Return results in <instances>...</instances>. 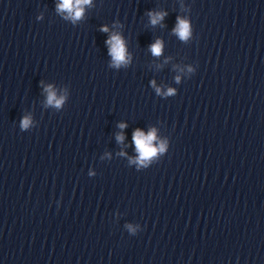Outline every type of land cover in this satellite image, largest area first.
<instances>
[{
  "label": "clouds",
  "instance_id": "obj_1",
  "mask_svg": "<svg viewBox=\"0 0 264 264\" xmlns=\"http://www.w3.org/2000/svg\"><path fill=\"white\" fill-rule=\"evenodd\" d=\"M90 0H61V3L57 6L58 11H64L69 14V16L73 20H78L81 18L83 14L82 5L89 4ZM151 23L153 25L157 24L160 20L163 19L164 13H150ZM102 31H107V28L104 27L101 29ZM174 32L179 36L181 40H187L190 36V26L188 21L179 19ZM110 45V55H112L114 63L118 66L121 63H126V51L124 42L119 35H112L110 39L107 41ZM151 52L155 56H159L162 52V43L157 40L153 45H151ZM179 79V78H177ZM48 95V103L53 104L59 107L63 98L57 99L55 93L51 90V87L47 89ZM159 92V89H157ZM174 90L169 89L168 94H172ZM31 121L30 118L25 117L22 120L21 127L28 128ZM126 125L121 124L120 127L123 128ZM118 140H122V136L117 137ZM133 140L136 146V150L138 152V157L136 162L140 165H146L147 162H150L153 157L157 155V153H163L166 150V144L161 142L159 147L153 146V141L156 140L155 129L149 131L147 135H145L142 131L137 129L133 134Z\"/></svg>",
  "mask_w": 264,
  "mask_h": 264
}]
</instances>
